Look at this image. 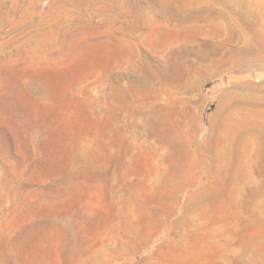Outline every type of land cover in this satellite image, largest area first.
Returning <instances> with one entry per match:
<instances>
[{"label": "rangeland", "instance_id": "rangeland-1", "mask_svg": "<svg viewBox=\"0 0 264 264\" xmlns=\"http://www.w3.org/2000/svg\"><path fill=\"white\" fill-rule=\"evenodd\" d=\"M0 264H264V0H0Z\"/></svg>", "mask_w": 264, "mask_h": 264}]
</instances>
